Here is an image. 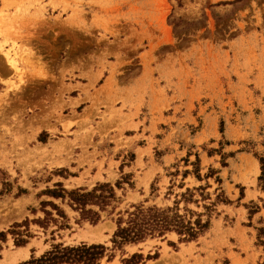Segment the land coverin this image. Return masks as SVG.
<instances>
[{
	"label": "rangeland",
	"instance_id": "374dc122",
	"mask_svg": "<svg viewBox=\"0 0 264 264\" xmlns=\"http://www.w3.org/2000/svg\"><path fill=\"white\" fill-rule=\"evenodd\" d=\"M197 156L214 177H184ZM261 157L264 0H0V230L43 218L44 200L68 216L60 229L31 222L25 246L8 234L0 263L56 243L112 248L119 211L173 206L209 184L212 200L221 187L231 203L198 239L171 233L102 264L134 252L158 253L140 264H264ZM57 182L111 183L116 209L82 219L67 199L41 195Z\"/></svg>",
	"mask_w": 264,
	"mask_h": 264
},
{
	"label": "trees",
	"instance_id": "16d2710c",
	"mask_svg": "<svg viewBox=\"0 0 264 264\" xmlns=\"http://www.w3.org/2000/svg\"><path fill=\"white\" fill-rule=\"evenodd\" d=\"M260 163L259 186L264 190V157L260 158ZM193 164L195 166L194 172L185 170L184 177L193 173L201 181L204 178L208 180L217 173L215 169L210 168L209 172L203 177L199 156ZM216 181L221 184L222 178L216 176ZM121 183V181H118L117 186L120 187ZM208 187H210L209 184L193 189L187 188L185 192L180 194V198L175 200L173 206L162 207L157 204L137 203L133 204L130 209L119 211L114 219L116 229L111 239L112 248L104 243L95 242H81L73 245L56 243L41 256L36 257L33 255L30 259L19 264H102L106 257L108 260H112L115 257L116 250L125 251V247L128 245H139L150 239H164L171 233L178 234L180 242L194 241L211 227L212 216L217 212V206L221 203H231L221 187L217 188L220 192L212 200L211 194L206 192ZM21 191L23 190L21 189ZM197 192L200 193L201 199L196 198ZM43 194L61 198L63 201L67 199L69 205L80 212L82 219L89 220L92 223L99 222L101 212L107 211L109 207L115 210V202L118 200L114 186L108 182L98 183L90 190L83 187L68 190L62 182H57L55 188H47L41 192V195ZM202 201L205 202L203 212H198L189 207L191 203L199 207ZM182 202H184L183 208L180 207ZM48 206L56 211L57 216L54 215L53 210L47 209ZM41 210L45 214L43 218L30 220L27 217L21 222H14L7 230H0V252L3 249L2 243L8 240V234L13 236L16 246L28 244L29 239L33 236L30 231L31 222H35L44 229H47L50 223H55L59 229L66 227L67 222L64 220H67L68 216L55 202L42 201ZM204 217L206 218L204 219ZM157 256V252L154 255L148 254L146 257L143 252H134L123 258L122 262L123 264H140L146 258L151 259Z\"/></svg>",
	"mask_w": 264,
	"mask_h": 264
},
{
	"label": "bare ground",
	"instance_id": "6f19581e",
	"mask_svg": "<svg viewBox=\"0 0 264 264\" xmlns=\"http://www.w3.org/2000/svg\"><path fill=\"white\" fill-rule=\"evenodd\" d=\"M6 262H7V260H6ZM0 264H4V263H0Z\"/></svg>",
	"mask_w": 264,
	"mask_h": 264
}]
</instances>
